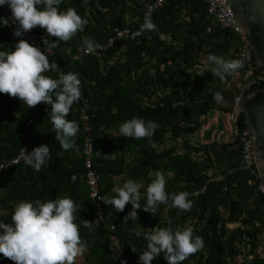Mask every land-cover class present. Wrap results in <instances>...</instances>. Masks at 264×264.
I'll return each instance as SVG.
<instances>
[{
	"label": "trees",
	"instance_id": "trees-1",
	"mask_svg": "<svg viewBox=\"0 0 264 264\" xmlns=\"http://www.w3.org/2000/svg\"><path fill=\"white\" fill-rule=\"evenodd\" d=\"M148 1L100 0L96 4V0H90L85 5L82 0H62L60 10L74 8L87 18L88 24L70 41H59L56 48L46 53L50 62L55 60L59 66L47 75L58 78L60 72L79 73L82 93L91 105L90 130H84L78 101L68 114L69 119L79 124L77 147L64 149L55 139L49 105L40 102L27 107L19 97L0 93V163L15 157L23 146L30 151L49 144L51 152V159L40 171L26 165L23 159L0 171V219L11 222L14 206L21 200L47 201L70 196L80 206L75 223L82 239L88 242L85 262L119 264L110 244L109 230L95 216L88 192L83 151L88 137L99 152L93 157V167L100 175L103 197L115 195L113 188L132 178L140 185L143 208L148 184L157 171H162L169 193L188 191V199L193 201L190 210L173 207L171 200L161 204L154 215L139 209L137 219L126 222L124 217L132 210L130 202L123 211H116L104 202L123 252L133 259L131 264H139L140 252L146 244L142 237H135L133 229L142 225L145 231H152L168 226L169 219L173 228L192 226L204 240V247L182 264H264V196L256 192L262 203L255 207L235 197V189L251 179L237 169L238 140L219 143L240 175L231 182L227 177H217L212 153L217 143H198L186 138L206 123L213 110L234 112L235 98L245 84V69L253 68L260 77L252 88L264 87V68L255 67L253 57L241 55L246 38L218 26L202 0H166L152 14L155 30L116 44L103 55L91 54L81 61L69 57L85 40H106L116 26L138 27ZM0 16L7 17L6 5L0 6ZM37 32L44 45L42 37L46 38L47 33L40 26ZM13 46L10 24L0 27V50H12ZM209 53L240 60L241 67L221 79L205 67ZM99 57L104 62L103 68ZM133 117L156 121L154 135L139 139L121 136L120 124ZM236 122L239 129H246L242 114ZM110 130L112 134H108ZM168 140L177 143L164 145ZM255 186L256 182L251 185L252 190ZM84 220L93 222V227H85ZM131 244L140 249L133 252ZM0 264L16 262L0 253ZM152 264L168 261L161 253Z\"/></svg>",
	"mask_w": 264,
	"mask_h": 264
},
{
	"label": "clouds",
	"instance_id": "clouds-1",
	"mask_svg": "<svg viewBox=\"0 0 264 264\" xmlns=\"http://www.w3.org/2000/svg\"><path fill=\"white\" fill-rule=\"evenodd\" d=\"M87 5L90 0H82ZM62 0H0V6L11 9L16 23L14 35L22 37L26 32L40 26L47 33L42 37L44 50L26 39H19L14 50H0V93L19 97L27 107H35L44 102L50 106L48 116L52 123L55 139L64 149L77 147L76 139L79 124L68 118L74 103L82 95V81L79 73L60 72L58 78L47 75L56 71L58 64L49 60L46 54L58 46L59 41H70L88 24L86 17L78 14L74 8L60 10ZM100 0H96L99 4ZM10 20L0 16V27L8 26ZM157 25L151 15L144 17L141 30H155ZM50 37L56 39H50ZM83 46L91 52L96 48L92 39L85 40ZM205 67L214 75L223 79L227 74L235 73L241 67L240 60L226 59L215 53H209ZM219 97L220 93L217 92ZM158 127L153 120L133 117L122 122L119 133L124 137H152ZM154 146V144H153ZM21 158L26 165L40 171L51 159L49 144H41L30 151L22 148ZM167 177L157 171L146 189V202L141 208L142 192L136 180L129 178L122 185L113 188L115 195L100 197L116 211H123L130 202L132 210L124 217V222L136 220L139 209L158 211L161 204L171 200L173 207L190 210L193 201L188 199V191L169 193L166 189ZM79 205L70 196L57 197L47 201L21 200L15 204L11 222L0 219V253L16 264H75L76 258L87 250V240L82 239L79 226L75 223ZM84 226L91 229L93 222L84 220ZM133 229L137 238H143L146 246L140 252L139 264H152L161 253L168 264H182L191 254L204 247L203 238L195 234L192 226H168L145 231ZM132 251L140 248L132 245ZM122 264H127L123 261Z\"/></svg>",
	"mask_w": 264,
	"mask_h": 264
},
{
	"label": "built area",
	"instance_id": "built-area-1",
	"mask_svg": "<svg viewBox=\"0 0 264 264\" xmlns=\"http://www.w3.org/2000/svg\"><path fill=\"white\" fill-rule=\"evenodd\" d=\"M166 0H150L146 3L143 13H142V19L140 21V24L138 27L133 26H125V27H119L116 26L113 28L111 35L104 41H97L96 42V48L89 52L86 50V48L83 46V44H79L76 49L69 54V57L72 60L81 61L85 56L91 55V54H97V55H103L110 47L122 43L125 40H134L138 37H141L147 30H141L140 25L143 23L144 17L146 15H151L154 12L155 9L160 7ZM174 1H180V0H174ZM204 4L206 5L207 11L210 16L213 17L215 22L223 29H231L235 32L242 35V29L238 26H235V22L233 19V15L230 12L229 5L225 4L224 0H202ZM7 7V18L10 20V27H11V34L12 39L14 42L13 49H15V44L19 39H26L29 43L39 47L41 50H44L46 47L41 43L38 37L37 28L38 26L34 27L30 31L26 32L22 37H17L14 35V31L16 28V23L14 19L12 18L11 9L6 5ZM207 31L210 32L211 28L208 27ZM245 39L246 36L242 35ZM50 52V51H48ZM242 56H246V50L245 48L242 49ZM248 79L252 80L250 83L248 82ZM243 80L245 82L243 88L247 85H251L253 83H259L260 79L258 75L254 74L253 68H247L245 69L243 73ZM238 100V97L235 98V104ZM91 108L90 101L87 97H85L82 93L80 99H79V117L83 124L84 130L88 132L90 130V117L89 110ZM235 112L229 113V118L233 125V140L237 139L240 145V153L238 157V166L237 169L239 171H242L244 173H247L251 179L249 180V183L252 185L256 182L255 191L257 193H260L264 196V184L261 180V177L258 172V168L255 163V159L253 157V147H252V139L249 137L248 133H245L243 130H240L237 124L235 123ZM232 140V141H233ZM22 148H25V146L21 147L19 152L15 157L8 160L7 162L0 163V171L3 169H6L16 163H18L22 158L20 156ZM84 166L86 169V183L88 187L89 196L91 198L95 216L97 219L101 222H103L106 226V228L109 230V240L110 244L114 253L115 258L119 262V264H122L123 261H127V264H131L133 259H131L129 256L125 255V253L122 250L121 247V241L118 233L116 232V226L115 224L109 219L105 206L104 201L100 198L103 197V195L100 193V186H99V179L100 175L99 173L94 169L93 167V157L94 155L98 154V151L94 150L93 143L90 138H86L84 141ZM222 177H219L221 179ZM204 190V189H203ZM202 190V191H203ZM197 194V191L195 192ZM146 246V244H145Z\"/></svg>",
	"mask_w": 264,
	"mask_h": 264
},
{
	"label": "water",
	"instance_id": "water-1",
	"mask_svg": "<svg viewBox=\"0 0 264 264\" xmlns=\"http://www.w3.org/2000/svg\"><path fill=\"white\" fill-rule=\"evenodd\" d=\"M229 5L235 26L246 36L244 48L247 58H254L257 68H264V0H224ZM252 80L248 79L247 83ZM242 89L234 107L235 123L244 116L246 129L252 139L253 157L264 184V87ZM256 84V83H253ZM238 126V125H237ZM241 130V129H240Z\"/></svg>",
	"mask_w": 264,
	"mask_h": 264
},
{
	"label": "crops",
	"instance_id": "crops-1",
	"mask_svg": "<svg viewBox=\"0 0 264 264\" xmlns=\"http://www.w3.org/2000/svg\"><path fill=\"white\" fill-rule=\"evenodd\" d=\"M99 60L103 68L105 65L102 58L99 57ZM232 130L233 125L229 114L220 110H213L209 114L206 123L197 131L186 135V138L198 143H217L212 148V153L215 157L217 177H227L231 182H235L240 178V175L237 172L234 161L229 160L223 149L219 146V143L231 142L233 140ZM234 192L235 197L248 206H261V199L256 191L252 190L249 182L237 187ZM80 259L83 261V264H87L84 260V253L80 256Z\"/></svg>",
	"mask_w": 264,
	"mask_h": 264
},
{
	"label": "rangeland",
	"instance_id": "rangeland-1",
	"mask_svg": "<svg viewBox=\"0 0 264 264\" xmlns=\"http://www.w3.org/2000/svg\"><path fill=\"white\" fill-rule=\"evenodd\" d=\"M259 79H260V77H259ZM260 81V80H259ZM225 116V115H224ZM113 133V131L112 130H110L109 131V134H112ZM228 135H230V133H228ZM175 143H177V141H173V140H168V141H166L165 142V144L164 145H170V144H175ZM178 143H179V141H178ZM81 256V255H80ZM80 256H78L77 258H76V261H75V264H83V261L80 259ZM240 260V259H239ZM238 260V261H239ZM237 261V260H236Z\"/></svg>",
	"mask_w": 264,
	"mask_h": 264
}]
</instances>
